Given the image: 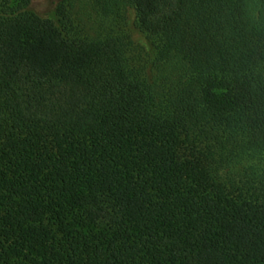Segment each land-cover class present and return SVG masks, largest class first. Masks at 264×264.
<instances>
[{
	"label": "trees",
	"instance_id": "16d2710c",
	"mask_svg": "<svg viewBox=\"0 0 264 264\" xmlns=\"http://www.w3.org/2000/svg\"><path fill=\"white\" fill-rule=\"evenodd\" d=\"M88 2L0 0V264H264V0Z\"/></svg>",
	"mask_w": 264,
	"mask_h": 264
},
{
	"label": "rangeland",
	"instance_id": "374dc122",
	"mask_svg": "<svg viewBox=\"0 0 264 264\" xmlns=\"http://www.w3.org/2000/svg\"><path fill=\"white\" fill-rule=\"evenodd\" d=\"M61 5L68 6L75 24L85 25V22L88 23L97 19V14L88 0H31L29 10L41 17L52 19L58 27L63 29V22L58 14V8ZM82 20L84 21L82 22ZM134 20V13L131 12L125 30L131 34L134 40L136 53L143 54L144 59H147L149 53L153 54V48L146 36L136 28Z\"/></svg>",
	"mask_w": 264,
	"mask_h": 264
}]
</instances>
